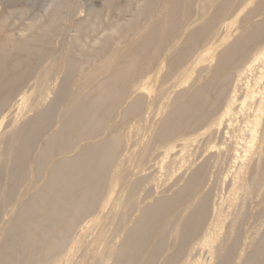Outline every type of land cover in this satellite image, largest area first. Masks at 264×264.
<instances>
[{"label":"rangeland","instance_id":"obj_1","mask_svg":"<svg viewBox=\"0 0 264 264\" xmlns=\"http://www.w3.org/2000/svg\"><path fill=\"white\" fill-rule=\"evenodd\" d=\"M260 22L264 23V0H0V47L10 49L5 51V62H1L4 64L0 78L16 55L23 56V61L15 72L24 74L29 65L33 66L26 72L30 74L17 84V92L9 97L0 110V118L5 115L0 124V255L5 252L6 233L16 219L21 206L19 204L31 199L37 191L39 193L43 190L53 163L71 159L82 147L93 145L109 136L111 138L115 133L121 139V148H128L131 142L128 149L130 151L132 148L133 151L131 149L128 152L131 157H128L127 164L124 165L127 175L122 174L118 178L108 205L102 209L101 202L106 199V195H102L98 199L100 204H96L93 213L91 212L93 215L90 213L86 217V220H92L91 224L94 223L91 225L94 232L92 230L93 235L89 237L88 249L93 248L91 254H96V259H90L88 264H113L116 260L113 256L116 247L133 226L139 211L155 199L172 195L182 184V180L178 179L183 174V168L173 174H166L163 169L157 172L160 164H165L172 158L177 161L181 157L182 160L180 155H185L183 159L187 157L192 160H188L191 162L188 164L190 170L203 166L207 182L204 192H209L211 198L223 196L220 228L213 245L218 247L228 237L231 239L238 230L244 235L252 224L251 216L258 207V200L264 196L263 189L255 197L256 184L252 181L257 173L264 174V137L261 136L264 117L261 119L256 144L253 145L255 151L252 148L247 153L251 155L253 151L254 157L260 153V165L253 173L249 169L245 170L246 174L240 177L244 183H249L248 189L238 188L227 192L231 187L230 182L233 183L234 170L228 171L224 165L209 173L213 158L217 156L222 159L224 153L226 154L219 136L203 143L193 156L190 154L195 147L191 143V137L206 128L215 129L214 122L216 117L218 121L221 114L220 107L228 102L229 86L217 110L210 98L211 92L202 94L205 95L203 99L204 103H208V108L199 127L188 129L184 134L176 130L173 133L176 132L177 136L172 133V137L169 136L163 141L157 135L167 130L162 122L169 120L166 117L170 111L184 103L191 93L212 78L215 74L214 67L216 62L218 65L222 53L230 50L234 41L246 40L249 30ZM263 33L259 36L260 40L244 48V62L250 61L264 47ZM34 38L36 40L32 41ZM12 43L16 49L12 48ZM25 48L31 49L28 53H23ZM237 68L239 67L231 64L223 74H232ZM31 74L33 76L30 77ZM36 75H42L43 80L37 89L33 84ZM107 83L117 84L116 92L110 95H124V99L109 118H105L103 126L91 138L77 142L73 129H64V119L66 122L70 120L74 95H96L99 92L105 95L100 84ZM210 84L213 87L218 86L217 89L221 88L218 78ZM23 93L25 94L21 99ZM137 95L147 98L144 104L134 103ZM38 99L40 105L29 110ZM152 101L154 106L151 108L148 102ZM125 109L126 117L123 116ZM39 112H43L44 117L42 116L37 141L33 144L24 166L14 173L17 179L13 181L8 176L11 156L6 162V149L9 144H19L18 138L16 139L18 129L22 123ZM86 132L87 130H83L82 134ZM57 133L60 137L53 143L50 141L51 137ZM202 134L203 137L207 136V130ZM171 146L174 148L169 149ZM183 149L185 153L181 154L180 150ZM40 158L44 159L41 165L38 163ZM152 173L157 175L155 189L152 184L144 190L131 189L130 185L136 180L144 177L149 180L154 177ZM99 209L101 212L98 214ZM178 210L180 207L174 210L161 230L152 236L139 261L132 262L133 264H180L176 254L180 243L177 232L174 231L186 213L178 219ZM225 213L226 216L228 214L227 217ZM99 235L104 238L101 239ZM112 244V250L109 251ZM82 250L83 247L80 246L76 255ZM217 262L218 259L214 257L210 264Z\"/></svg>","mask_w":264,"mask_h":264},{"label":"bare ground","instance_id":"obj_2","mask_svg":"<svg viewBox=\"0 0 264 264\" xmlns=\"http://www.w3.org/2000/svg\"><path fill=\"white\" fill-rule=\"evenodd\" d=\"M249 32V37L247 36L248 38L246 40L234 41L231 44V49L227 50L226 53H222L218 65L216 62V66L214 67L215 74L212 73V78L208 80L207 83L200 86L195 92L191 93L184 103L170 111L169 115L166 117L169 120L162 122L164 128L167 130L157 135V138L163 141V139L169 136L172 137V133L176 130H180L181 134H184L188 129L199 127V125L203 123V114L208 108V103H204L205 101L203 99L205 95L202 94L207 91L211 92L212 95H210V98L214 104L213 106L217 110V108L221 106L223 94H225L229 86L228 102L220 107L221 114L219 115L218 121L217 117L215 119L216 122H214L215 120L213 121L215 123V129L208 130V128H206L202 131L200 130L201 132L198 134L195 131L196 135L193 136V138L191 137V143H194L195 147L192 144L194 148L193 152L190 153L192 155L197 152V149L202 147L203 143L209 141L211 138L214 140L217 136L220 137V144L222 148L225 149L226 154L224 153L225 156L222 159L217 158V156L213 158L209 173L211 174L214 169L223 165L228 171L234 170V177L232 178L233 183L230 182L231 187H227L229 188L227 192L228 190H236L238 188L248 189L249 183H244L240 180V177L246 174L244 172L247 169L253 173L252 171L260 165L261 159L260 153L257 157L253 156V151L251 155L247 153L251 152L252 148V150H254L253 145L256 144L255 142L258 136L257 133L260 130L261 119L264 117V47L255 56L253 55L254 57H251L252 59L250 61L244 62L243 56L245 54L244 48L247 46L250 47L252 42L258 41L260 34L264 32V23L260 22L259 25H254ZM31 40L35 41L36 39L34 38V40ZM191 42L190 40V45L193 44ZM193 42L195 43L194 39ZM18 43L21 44V42ZM4 46H6V44ZM11 46L12 48L14 47L13 43ZM2 47H0V49ZM27 47L26 44V48ZM5 48L3 47L0 50V73L1 70H3L2 64L4 63L1 62L5 60L3 59L6 54L5 51L10 50L9 48L5 50ZM26 48L23 49V53H28L31 49H28V51ZM7 57H9V55H7ZM25 57L26 54L24 59ZM22 61L23 56L16 55L6 71H3L5 74L0 78V110H2V106L4 107V104L10 99L9 97L16 91L17 84L30 74L26 73L33 67L30 65L27 70H25V77L23 73L15 72L21 67ZM198 62L199 61H197V63ZM231 64L239 68L232 74H223V71L230 67ZM42 75L35 76L36 78L33 83L36 86H34L35 89L42 83ZM31 76H33V74H31L30 77ZM116 77H119V75ZM217 78L220 82L219 85H221V88L218 89L217 85V87L214 86V88L212 86L213 84H210L213 80H217ZM115 83L100 84V89L105 95H101L100 92L96 95H91V93L74 95L70 120L66 122L64 119V129H73L76 133L74 138L77 142L85 138H91L92 134L103 126L104 121H106L105 118H109L108 116L114 112V109H116L115 107L124 99V95H110L114 94L117 90V84ZM24 94L25 93L20 96L21 99L24 97ZM130 97L133 98L134 96L132 95ZM146 99V97L139 95L134 99V103L144 104ZM39 100L40 99L35 101L29 110L37 108L40 105ZM125 101H127V99ZM148 103L151 104V106L149 105L151 108L154 106V101ZM15 104L18 105V102H15ZM214 107H212V109ZM126 115L127 112L125 109L123 110V116L126 117ZM42 116L44 117L43 112L36 113L30 119L22 123L21 127H18L19 129L16 137V139L18 138L19 140V144H9L6 149V162L11 156V167L8 170V176H10V179H13V181L17 179L14 173L19 172L24 166V163L30 155L33 144L37 141L40 125L42 124ZM4 117L5 115L0 118V124ZM83 130H87V132L82 134ZM206 130L208 134L203 137L202 133H205ZM57 134H54L53 137L50 136L52 138H49L51 139L50 141L54 143L60 137V134ZM261 136L264 137V130ZM120 140L119 135L115 133L111 138L109 136L93 145L82 147L71 159H62L53 163L51 168H49V178L43 190L39 193L37 191V194H33L34 196L32 195L33 197H30L31 199L25 201L23 204H19L21 206L19 207L16 219H13L14 223L6 233L7 241H5V252H2L0 255V264H7L6 262L8 261H11L10 264H80L82 260H84L83 264H88L92 259V261L96 259V254H91L93 248L91 250L88 249V243L90 244L88 241L89 237L93 235L94 232V230L91 229V225L94 223L91 224L92 220H86V217L88 218L90 213H93L96 204H100L98 203V199H100L102 195H106V199L101 202L102 209L108 205L107 203L111 199L118 178L122 177V174L127 175V169L124 168V165L125 163L127 164L126 161L131 157V155L129 156L128 154L132 149L131 148L130 151L128 149L131 142L129 144L130 140L128 139V148L126 146V148L123 149L124 146L121 148ZM180 141L182 142V140ZM46 144L47 143L44 145L46 146ZM173 148L174 146H171L169 149ZM205 148L207 149V147ZM180 152L182 154L184 149L183 151L180 150ZM262 153H264V151ZM180 156H182V160H180L181 157L177 161L175 158H172L175 160L171 159L168 160L167 163L165 162V164H160L157 172L163 169L165 173L169 172L168 174H173L174 171H179V169L183 168V174L178 179L182 180V184L172 195L155 199L153 203L146 205L139 211V215L136 217L133 226L116 247L113 255L116 260L113 264H130L132 262H138L141 255L145 252L152 236L161 230L162 226L166 224V221L178 207H180V210H178V219L186 213L185 218L182 222L179 221L178 228L174 231L177 232L180 243L176 253L178 255L177 258L181 261L180 264H210L214 257L218 259L216 264H264V196L262 198L260 197L258 200V207L254 210V215L251 216L252 224L250 226L248 225V231L243 235L241 231L236 230L237 232H235L231 239L225 237L227 239H225L222 244L218 247L214 246L213 241L216 238L215 235L218 234L221 215L223 213L221 210L223 196L219 195L218 197L211 198L209 192H204L207 182H205L204 174L206 172H204L203 166H198L190 170L188 164L192 160L189 158L190 161H188L189 159H187V157L183 159L185 155ZM43 161L44 159L40 158V160H38L39 165H41ZM173 168L175 169L172 171L171 169ZM149 169L151 168L149 167ZM144 171L147 172V170ZM142 174H145V172ZM207 175L208 177L210 176L209 174ZM256 175V177L254 176L252 178V181H255V197H258L259 193L264 189V174L263 172H259ZM144 178H140L132 183V185H130L132 186L131 189L144 190L148 188V186H151L150 184H152L155 189L157 175L149 180ZM235 179H239V181ZM100 209L99 212H97L98 214L101 212ZM224 215L226 216V213ZM237 226L239 227L241 225ZM102 235H104V233H102ZM172 237H174V234ZM1 243L3 242L1 241ZM80 246L83 247V250L77 256L76 250H78ZM112 247L113 244L109 246V251L112 250ZM248 248L250 249L247 250ZM102 259L104 258L102 257Z\"/></svg>","mask_w":264,"mask_h":264}]
</instances>
